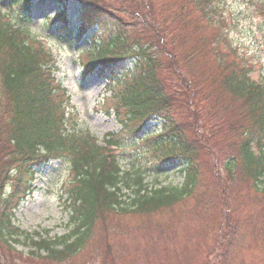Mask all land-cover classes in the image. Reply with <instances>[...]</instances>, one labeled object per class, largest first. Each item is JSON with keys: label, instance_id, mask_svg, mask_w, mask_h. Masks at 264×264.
I'll use <instances>...</instances> for the list:
<instances>
[{"label": "trees", "instance_id": "1", "mask_svg": "<svg viewBox=\"0 0 264 264\" xmlns=\"http://www.w3.org/2000/svg\"><path fill=\"white\" fill-rule=\"evenodd\" d=\"M6 1L8 12L16 9L24 17L34 2ZM69 1L58 0L61 10L54 21L66 23ZM76 1L82 31L96 25L109 33L107 47L90 53L85 74L98 65L107 72L110 95L104 109L114 113L120 135L108 134L100 146L84 127L76 128L50 51L27 42L26 31L0 15V264H73L87 255L95 224L105 214L171 209L201 189L203 179L211 196L201 206L216 202L229 209V191L240 182L264 196V79L252 77L253 65L234 45L230 32L237 27L227 24L223 0ZM204 29L211 30L210 36L201 34ZM197 58H208L212 70L191 71L190 62ZM152 122L158 129L148 131ZM222 135L228 142L221 147L215 143ZM122 142L138 144L158 165L179 164L182 184L148 189L139 168L129 180L116 153ZM56 159L71 168L64 193L72 227L54 237L27 236L30 250L25 253L15 246L23 231L13 224L14 212L32 192L38 168ZM123 189H131L133 197ZM224 190L228 193L220 201ZM217 233L218 228L209 230L206 242L214 246L208 251L209 245L198 243L196 257L191 249L196 250V237L188 244L184 235L179 242L171 234L156 259L123 256L118 250L89 253L87 264H251L245 255L246 260L237 258L239 232L228 238Z\"/></svg>", "mask_w": 264, "mask_h": 264}, {"label": "rangeland", "instance_id": "2", "mask_svg": "<svg viewBox=\"0 0 264 264\" xmlns=\"http://www.w3.org/2000/svg\"><path fill=\"white\" fill-rule=\"evenodd\" d=\"M223 2L221 8L227 19V24L233 29L235 26L237 27L236 30L230 32V37L246 61L253 65L252 77L260 81L259 78L261 79L264 74V15L260 13L264 11V0H223ZM68 6L69 31H74L75 34L77 25L74 24L73 27L72 22L75 20L79 6L72 2ZM0 7L6 10L5 0H0ZM257 7H260L259 11H256ZM57 9V0H34L30 21L24 19L22 15H14L15 11L12 14V20L20 26L29 27L30 34L43 41V44L45 43L42 46L51 48L57 60L56 77L70 95V109L75 111L72 118L75 124H78L76 128L86 127L91 134L97 137L98 144L103 145V139L108 134L120 135L117 132L121 130V126L113 114L107 115L101 103L104 94H109L108 90L105 92L106 80L94 72L87 78H82L83 65L80 62L83 61L85 52L80 53V51L92 47L90 38L93 33L78 41L74 38V34L58 36L54 32L56 25L49 23L45 25V18L55 14ZM201 34L208 37L211 30L204 29ZM72 38H74L73 41L70 40ZM95 39L97 42H106L108 36L99 31ZM32 45L37 46L38 44L32 42ZM127 65L130 66V64ZM189 66L193 72L212 70L208 58L193 59ZM201 124L203 125L202 122ZM156 129H158L156 122H152L147 128L148 131ZM204 140H208L206 131ZM227 142L228 138H224L222 135L215 144L222 147ZM132 143L122 142L121 148L116 150L120 155L119 162L125 172L131 170L133 177L135 174L133 170L140 169L145 172L144 181L155 188L182 184L183 176L177 171L181 168L178 166L179 164L170 163L156 166L157 162L153 158L146 156L142 148ZM68 169V164L62 159L52 160L39 168L34 181L36 191L21 203L15 212L13 222L23 231V234L17 237L20 242L16 244V248L19 250L24 252L30 250L27 236L28 238L32 235L35 236L34 233L49 234V236L62 235L72 227L69 222L71 211L66 208L67 196L64 193V187L70 179ZM220 174L225 176L223 171ZM214 182L213 178L209 180L210 184H214ZM202 185L204 186L202 187ZM205 186L206 183L203 179L200 184L201 189H197L194 195L171 209L151 214L124 211L105 214L95 224L86 256L93 252L96 256L104 252L123 250V256L130 254L134 257L140 254L154 256L156 259L162 255L160 245L167 242L171 234H177L179 242L181 235H184V240L188 244L192 235L197 238V242L194 240L191 243L196 242L197 244L196 252L194 247L191 248L193 257H196L199 244L206 243L209 245L207 250L212 249L213 242L210 240L207 243L205 237L211 228H218L217 235L227 238L230 233L239 232L240 242L236 245L239 252L237 253L238 260H246L241 257L242 254L251 259L249 260L251 264H262L264 261V196L254 193L251 187H247L246 182H240L235 190L229 191L233 197V205L229 209L223 210L216 202H213L211 206H201L210 202L211 192L208 189L205 190ZM123 192L126 195L132 193L131 189H123ZM226 193L228 192L225 190L222 192L220 201L225 200ZM241 201H243V205H241ZM200 207H203L202 212L199 210ZM193 210L196 213L186 216V212L190 214ZM192 217L194 218L191 219ZM191 220L195 222L191 224ZM254 227L257 229L254 230ZM195 234L197 235L195 236ZM197 236H201V238ZM241 242H243V246L240 248ZM86 256L74 261L73 264H87L90 257Z\"/></svg>", "mask_w": 264, "mask_h": 264}]
</instances>
